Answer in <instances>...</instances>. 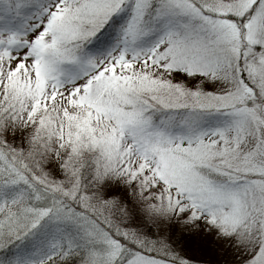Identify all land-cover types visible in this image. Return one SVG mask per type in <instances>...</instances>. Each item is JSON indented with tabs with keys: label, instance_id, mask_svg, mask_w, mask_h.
<instances>
[{
	"label": "snow or ice",
	"instance_id": "1",
	"mask_svg": "<svg viewBox=\"0 0 264 264\" xmlns=\"http://www.w3.org/2000/svg\"><path fill=\"white\" fill-rule=\"evenodd\" d=\"M0 264H264V0H0Z\"/></svg>",
	"mask_w": 264,
	"mask_h": 264
}]
</instances>
